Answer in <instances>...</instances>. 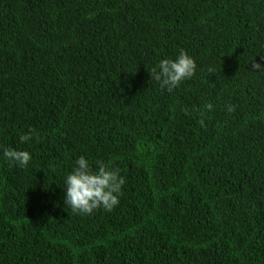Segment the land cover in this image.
Instances as JSON below:
<instances>
[{
	"label": "trees",
	"instance_id": "trees-1",
	"mask_svg": "<svg viewBox=\"0 0 264 264\" xmlns=\"http://www.w3.org/2000/svg\"><path fill=\"white\" fill-rule=\"evenodd\" d=\"M262 46L264 0H0V146L32 156L0 151V264H264ZM81 155L125 178L113 211L64 205Z\"/></svg>",
	"mask_w": 264,
	"mask_h": 264
},
{
	"label": "clouds",
	"instance_id": "clouds-1",
	"mask_svg": "<svg viewBox=\"0 0 264 264\" xmlns=\"http://www.w3.org/2000/svg\"><path fill=\"white\" fill-rule=\"evenodd\" d=\"M261 52H264V46ZM261 61H264V56H261ZM251 62L249 71L264 75V63ZM196 71L194 58L181 50L175 59H160L151 68L150 75L161 90L172 93L183 82L192 79ZM204 110L211 112L213 105H204ZM233 110L232 105L227 106L228 112ZM30 138V135H21L20 142L26 143ZM0 151L10 165L27 168L32 160L26 150L0 146ZM63 184L64 205L78 215H91L96 210L111 212L119 205L125 178L119 169L110 167L104 161L97 159L93 165L92 161L81 155L75 159L72 170L65 175Z\"/></svg>",
	"mask_w": 264,
	"mask_h": 264
}]
</instances>
